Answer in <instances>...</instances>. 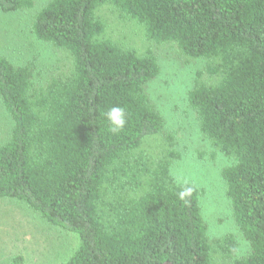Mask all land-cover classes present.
<instances>
[{
	"label": "trees",
	"instance_id": "obj_1",
	"mask_svg": "<svg viewBox=\"0 0 264 264\" xmlns=\"http://www.w3.org/2000/svg\"><path fill=\"white\" fill-rule=\"evenodd\" d=\"M106 4L146 41L214 63L217 80L196 84L188 103L199 133L230 161L221 178L240 256L232 234L208 239L197 187L186 183L193 192L180 200L185 183L168 157L144 151L163 127L145 92L159 67L150 51L105 37L96 13ZM33 7L0 0L3 13ZM31 31L68 53L72 68L38 81L30 66L0 57V101L12 122L0 145V200L74 237L65 264H264V0H46ZM113 106L127 120L115 134L105 116ZM23 263L18 255L10 264Z\"/></svg>",
	"mask_w": 264,
	"mask_h": 264
},
{
	"label": "rangeland",
	"instance_id": "obj_2",
	"mask_svg": "<svg viewBox=\"0 0 264 264\" xmlns=\"http://www.w3.org/2000/svg\"><path fill=\"white\" fill-rule=\"evenodd\" d=\"M33 1L30 10L0 11V57L15 66H30L38 81L67 75L72 68L69 54L38 41L31 31L33 16L46 0ZM97 10L106 38L141 53L150 51L157 60L159 72L146 84L145 92L159 112L163 127L159 135L144 142V151L153 152L157 160L168 157L174 180L197 187L208 239L220 241L232 234L240 256L245 252L244 240L231 215L221 178L222 169L230 161L199 133L196 115L188 103V93L196 84H213L217 80L214 63L189 59L174 44L146 41L137 23L122 17L110 5ZM11 128L12 122L0 101V145L8 139ZM74 244V237L49 226L25 204L0 200V264H10L18 255L24 259L23 264H65ZM215 251L212 257L217 263L222 253Z\"/></svg>",
	"mask_w": 264,
	"mask_h": 264
},
{
	"label": "clouds",
	"instance_id": "obj_3",
	"mask_svg": "<svg viewBox=\"0 0 264 264\" xmlns=\"http://www.w3.org/2000/svg\"><path fill=\"white\" fill-rule=\"evenodd\" d=\"M105 116L110 123V131L112 133H118L125 127L126 120V112L123 107L113 106L106 113ZM193 192V187L182 186V190L178 193V197L180 200H186Z\"/></svg>",
	"mask_w": 264,
	"mask_h": 264
}]
</instances>
